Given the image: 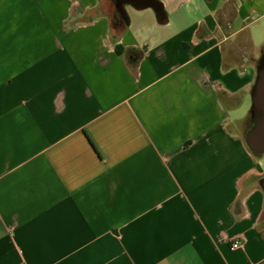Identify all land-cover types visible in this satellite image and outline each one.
<instances>
[{"label":"crops","instance_id":"obj_1","mask_svg":"<svg viewBox=\"0 0 264 264\" xmlns=\"http://www.w3.org/2000/svg\"><path fill=\"white\" fill-rule=\"evenodd\" d=\"M254 35L264 0H0V264H264Z\"/></svg>","mask_w":264,"mask_h":264},{"label":"water","instance_id":"obj_2","mask_svg":"<svg viewBox=\"0 0 264 264\" xmlns=\"http://www.w3.org/2000/svg\"><path fill=\"white\" fill-rule=\"evenodd\" d=\"M250 97V125L245 133V142L252 153L264 156V54L261 55L256 66V78ZM262 188L264 191V177Z\"/></svg>","mask_w":264,"mask_h":264},{"label":"rangeland","instance_id":"obj_3","mask_svg":"<svg viewBox=\"0 0 264 264\" xmlns=\"http://www.w3.org/2000/svg\"><path fill=\"white\" fill-rule=\"evenodd\" d=\"M258 26H260V24H259ZM258 26H257V27H258ZM260 27H262V26H260ZM252 41H253L255 47H259V46L263 43L264 38H262V37H260V36H258V35H254V36L252 37ZM240 106H241V105H240ZM250 106H251V97L249 96L247 103L245 102V104H244L243 107L241 108V109H242L241 111H242L243 113H245V114H248V116H249V109H250ZM245 114H244V115H245ZM248 121H249V123H250L249 117H248ZM248 127H249V125H248V123H247V125H246V130H247ZM245 133H246V131H245ZM262 159L264 160V156H262Z\"/></svg>","mask_w":264,"mask_h":264},{"label":"trees","instance_id":"obj_4","mask_svg":"<svg viewBox=\"0 0 264 264\" xmlns=\"http://www.w3.org/2000/svg\"><path fill=\"white\" fill-rule=\"evenodd\" d=\"M126 21H127L126 14L123 12V10L117 9L116 12L114 13L113 23L121 27L126 24ZM248 125H250L249 121H248Z\"/></svg>","mask_w":264,"mask_h":264},{"label":"built area","instance_id":"obj_5","mask_svg":"<svg viewBox=\"0 0 264 264\" xmlns=\"http://www.w3.org/2000/svg\"><path fill=\"white\" fill-rule=\"evenodd\" d=\"M241 246V242L239 240H234L231 244L232 248H238Z\"/></svg>","mask_w":264,"mask_h":264}]
</instances>
